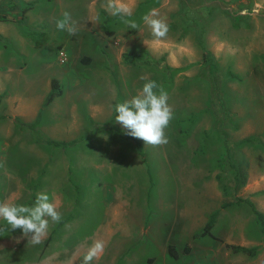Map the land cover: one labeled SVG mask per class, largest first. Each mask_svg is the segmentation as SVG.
<instances>
[{"label": "rangeland", "instance_id": "374dc122", "mask_svg": "<svg viewBox=\"0 0 264 264\" xmlns=\"http://www.w3.org/2000/svg\"><path fill=\"white\" fill-rule=\"evenodd\" d=\"M90 2L0 0V201L14 193L9 201L32 206L37 193H55L62 218L69 217L59 232L74 238L62 241L65 259L54 235L43 255L41 243L18 240L21 264H78L74 251L82 255L94 239L105 241L101 263L264 264L261 224L244 200L264 212V0H136L130 17L107 6L105 27L84 32L80 27H94ZM152 10L169 26L160 40L143 22ZM65 11L74 36L56 27ZM85 34L101 42L102 53ZM86 53L92 60H79ZM52 75L62 93L42 105ZM141 77L164 87L173 110L168 143L138 139L142 155L115 121V104L142 88ZM35 107L42 118L33 130L27 124ZM38 135L81 139L56 146ZM214 211L211 233L199 234ZM226 242L257 252L233 251Z\"/></svg>", "mask_w": 264, "mask_h": 264}, {"label": "clouds", "instance_id": "9594fccd", "mask_svg": "<svg viewBox=\"0 0 264 264\" xmlns=\"http://www.w3.org/2000/svg\"><path fill=\"white\" fill-rule=\"evenodd\" d=\"M108 10L112 15L130 17L132 10L120 0H109ZM123 22L130 29H138L139 25L129 19ZM143 22L156 40L163 39L169 32V26L165 19L152 10L143 16ZM70 13L65 11L63 18L56 21L58 30L66 31L70 36L77 33ZM146 43V42H145ZM59 55L63 58L64 52ZM63 62V61H62ZM146 82L136 94L130 98L115 104V121L121 124L126 134L144 141L145 145L160 146L168 143L165 130L173 118L172 107L168 103V92L155 80L141 77ZM59 201L56 194L51 197L46 192L36 195L34 205L17 204L13 201H0V220L6 221L11 230L22 229L23 235L29 238V243L35 245L42 242L47 235L50 221L59 223L62 214L58 211ZM0 227V231H4ZM105 241L94 239L86 248L81 264H92L104 251Z\"/></svg>", "mask_w": 264, "mask_h": 264}, {"label": "crops", "instance_id": "0c3cea01", "mask_svg": "<svg viewBox=\"0 0 264 264\" xmlns=\"http://www.w3.org/2000/svg\"><path fill=\"white\" fill-rule=\"evenodd\" d=\"M92 1H97L98 3L95 5H93L92 4ZM107 1V3H105V2ZM120 2L121 3H123V4H125V5H127L128 7H130L131 8V10H132V14H134V12L137 10V8H138V4L136 3V0H120ZM108 4H109V0H91V2H90V11H89V16L91 17V18H93V24H94V27H80V29L82 30V31H84V32H86V30H96V29H98L100 26H104V24L102 23V21H101V19L100 18H102V15H101V9H104V10H107V6H108ZM33 5V4H32ZM26 11V10H25ZM105 27V26H104ZM87 37H88V42L86 43V44H90V45H92V47L93 48H95L96 50V52H97V54L98 53H102V51H101V45H100V43L98 42V41H96V40H93L92 39V34H90V36L89 35H87V34H85ZM101 41H104V39H101ZM109 44H110V42H109ZM66 49H67V52H68V54H69V56H70V58H71V52H72V47L71 46H68V45H66ZM66 52V53H67ZM122 52H124V51H122ZM122 52H121V55H122ZM104 54V53H103ZM90 56V61L92 60V58H93V56H94V54L92 55V54H90V53H86V54H83V55H81L80 56V59L79 60H81V58L82 57H84V56ZM115 56H117V54L115 55ZM82 61V60H81ZM102 61H104V59L103 60H101V62ZM100 62V63H101ZM52 77H56V76H54V75H52L50 78H49V81H48V84H47V86H48V88L47 89H45V91L47 90V92L49 91V89H50V81H51V78ZM60 82V81H59ZM62 93V92H61ZM47 94V93H46ZM60 95V94H59ZM59 95H57V96H59ZM56 97V96H55ZM54 99V98H53ZM52 99V100H53ZM44 100V97H43V99H42V101ZM51 100V101H52ZM42 101H41V103H42ZM50 101V102H51ZM49 102V103H50ZM47 105V104H46ZM30 109H31V107H30ZM29 109V110H30ZM37 111L38 110V108H37V110H36V107L35 108H33V110H32V112H31V116H32V113H33V111ZM38 112V111H37ZM37 112L33 115V119L32 120H34L35 119V117H36V114H37ZM25 116H27V115H24V117ZM41 118H42V114H41V117H40V119H39V122H40V120H41ZM26 119H31V117H26ZM16 192V189L14 188L13 190H12V192ZM11 192H9L8 193V195L10 194ZM13 195H14V193H12V194H10V196L8 197V199L10 200L12 197H13ZM257 208V207H256ZM260 210V209H259ZM263 212V211H262ZM264 213V212H263ZM69 217H66L65 218V220L66 219H68ZM64 220V221H65ZM6 222V221H5ZM63 223V222H62ZM61 223V224H62ZM4 224V223H3ZM58 226H60L58 223H53L52 225H51V227L49 226V230H48V233H47V236L46 237H44L43 238V240H42V242H41V248H40V254L41 255H43V253H44V250L46 249V246L50 243V241H52V237H53V235L56 237V240H58L59 242H58V244H57V249L59 250V252L57 253L58 255L57 256H59V258L60 259H65L64 258V255H65V253H64V251H63V247H64V245H63V243H65V241L66 240H68V239H71V238H73V236L72 235H70V233H67V232H64V231H60L59 232V230H61V229H63V228H60L59 229V227ZM8 227V231H2V233L0 234V264H21V260L19 259V258H22V256L23 257H25V249H21V248H17V241L18 240H22V239H25V240H27L29 237H25L24 235H23V233L22 234H20V235H18V233H17V229L16 230H11L10 229V226H7ZM194 235V234H193ZM194 237V236H193ZM213 237H215V236H213ZM78 238H80V236L78 237ZM216 238V237H215ZM74 239V238H73ZM77 239V238H76ZM62 241H63V243H62ZM169 244V243H168ZM73 245H74V243H73ZM76 252V253H75ZM167 252H168V250H167ZM74 253H75V255H74V257H79L78 259H79V263L78 264H81V260H82V258H83V254L82 255H80L81 253H80V249H78V250H76V251H74ZM256 254V253H255ZM170 255V254H169ZM106 257H108V256H110V255H105ZM178 257V256H177ZM20 262H19V261ZM114 259H113V257L112 258H110L109 259V257H108V259L107 258H105V260L101 263L100 262V260L97 258V259H94L93 261H92V264H117V259L115 260V261H113ZM43 262L41 263V264H55V263H48V262H45V260H42ZM59 261V260H58ZM24 264H27V263H24ZM56 264H60V263H56ZM123 264H129V259L125 262V263H123Z\"/></svg>", "mask_w": 264, "mask_h": 264}, {"label": "trees", "instance_id": "16d2710c", "mask_svg": "<svg viewBox=\"0 0 264 264\" xmlns=\"http://www.w3.org/2000/svg\"><path fill=\"white\" fill-rule=\"evenodd\" d=\"M32 4H33V1H30L27 5L22 7V11L24 12L25 10H27L29 7L32 6ZM101 15L103 17L102 22H104L105 19L107 18V15H106V13H105V11L103 9H101ZM3 18H5V15H1L0 14V19H3ZM129 52H131V51H129ZM125 54H127V53L123 52L122 56H125ZM81 60L83 62H89L90 61V56L86 55V56L82 57ZM228 76H236V74L233 73L232 71H228ZM61 92H62V89H61V86H60L59 79L57 77H52L51 81H50V89L47 92L46 96L44 97V100L42 101V105L48 104L55 96L61 94ZM41 114H42V111L40 109L37 112L33 123L32 124H27V126L29 125L33 130H36L35 129L36 128L35 125L39 122ZM115 128L117 130H122L120 128V126L116 125V124H115ZM36 139H37V141H40V142H46V143H51V144L56 145V146H60V145H66V144L75 143L76 141L80 140L81 137H79V138L75 137V138H72L70 140H57V139H52V138H49V137H44L42 135H38L36 137ZM248 139H249V137H245L242 140H248ZM135 141H136V144H137L138 151L142 155L143 151H142L141 143H140V141L137 138H136ZM240 199L241 198H239V200ZM244 200H246V202H248V204L251 206L252 211L254 212L258 222L261 224V230L263 232V238H264V213L261 210H259L258 208H256V206H255V204H254V202L252 200H250V199H244ZM224 204L226 205V203H222L221 206H225ZM215 217H216V211H214V212H212L210 214V216L208 217V219L204 223L203 227L201 228L199 234L204 235V234H207V233H211V227L213 226V224L215 222ZM64 220H65V218H62V220L58 224H61ZM193 236H196V235L194 234ZM225 245L231 247V249L233 251H241V252L247 253L249 255H254L257 252V246L256 245H243V244L227 243V242L225 243ZM189 249H190V245L187 242V243L184 244V246L182 248V251L187 253V252H189ZM167 250H168V253L171 256H173V257H177L178 256V252L176 251V249H175V247H174V245L172 243H169L167 245Z\"/></svg>", "mask_w": 264, "mask_h": 264}, {"label": "built area", "instance_id": "2783aa9c", "mask_svg": "<svg viewBox=\"0 0 264 264\" xmlns=\"http://www.w3.org/2000/svg\"><path fill=\"white\" fill-rule=\"evenodd\" d=\"M60 51H63L64 54H65L63 58L58 54V59H59L60 62H62V61H65V60H66V58H67V54H66V52H65L64 49H60ZM60 51H59V52H60Z\"/></svg>", "mask_w": 264, "mask_h": 264}]
</instances>
